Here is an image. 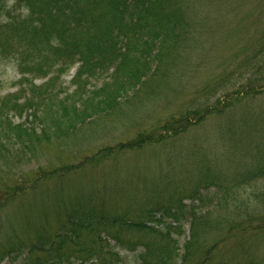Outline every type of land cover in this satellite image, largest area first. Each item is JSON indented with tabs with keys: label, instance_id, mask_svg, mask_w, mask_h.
<instances>
[{
	"label": "trees",
	"instance_id": "obj_1",
	"mask_svg": "<svg viewBox=\"0 0 264 264\" xmlns=\"http://www.w3.org/2000/svg\"><path fill=\"white\" fill-rule=\"evenodd\" d=\"M260 5L264 10V0ZM255 15L256 20L262 18L260 12ZM196 16L209 20L206 11L194 9L189 0H0V69L11 65L20 75L18 90L0 97V176L6 175L3 169L8 165L2 152L13 154L17 162L26 154L33 157L44 148L60 146L61 138L79 131L91 117L112 112L129 92L135 96L145 85L155 86L164 70L178 61L180 45L192 34L190 27L199 26ZM242 51L235 68H242L244 81L230 89L225 75L214 86L221 93L222 104L219 99V105L194 102L190 109L137 133L126 143L101 149L79 166L40 169L29 182L30 187L12 180L0 190L1 196L12 201L51 177L61 179L83 165L174 139L191 124L222 113L229 100L263 93L264 31ZM74 68V89L60 97L63 91L54 93L51 85ZM36 80L43 82L36 85ZM13 117L24 120L14 123ZM30 123L34 124L27 125ZM207 175L201 186L194 182L193 192L217 184L225 193L223 183L215 182L220 181L218 177L209 179ZM259 176H264V164L233 182L238 186ZM262 195L264 200V191ZM186 196L173 191L166 202L150 205L152 201H138L140 213L134 218L124 212L106 213L103 202L96 209L91 202L97 203V197L92 195L81 198L83 201L71 198L66 209L61 204L53 213L58 215L54 217L56 226L59 224L55 230H37L34 238L25 235L23 239L21 235L13 244H4L0 262L6 258L11 262V258L21 256L13 254L25 252L23 264H264V255L243 260L251 249L246 240L256 234L254 231H264V214L244 210H234L231 216L224 214L228 209L222 206L229 196H223L224 200L221 196L225 202L211 209L197 211L198 207L185 204ZM198 201L202 204V197ZM62 209L65 211L60 215ZM186 217L190 219V234L180 244L174 235H182ZM164 219L170 223L160 227ZM215 228L220 232L217 241L205 245L202 238ZM225 237L234 239V244L225 245ZM133 238H138L143 251L133 261L121 258L114 249L135 251L137 242H132ZM109 241L116 246L111 247ZM220 242L223 246L216 249Z\"/></svg>",
	"mask_w": 264,
	"mask_h": 264
},
{
	"label": "rangeland",
	"instance_id": "obj_2",
	"mask_svg": "<svg viewBox=\"0 0 264 264\" xmlns=\"http://www.w3.org/2000/svg\"><path fill=\"white\" fill-rule=\"evenodd\" d=\"M189 4L194 9L206 11L209 20L196 16L199 26L195 24L194 28L190 27L192 36L180 45L178 61L172 62L171 68L164 70L155 86L145 85L135 96L129 92L112 112L91 117L79 131L61 138L60 146L56 144L44 148L41 154L33 157L26 154L17 162L13 154L2 152L8 165L3 169L7 176H0V190H4L12 180L30 187L29 182L40 169L46 171L67 164L79 166L101 149L126 143L137 133L150 130L170 116L190 109L194 102L213 105L219 99L222 104L221 93L215 91L214 86H218L219 79L225 75L230 89L233 84L244 81L240 76L242 68L235 67L240 64L242 50L250 48L261 30L264 31V10L260 0H189ZM259 12L262 18L256 20L255 14ZM74 70L51 85L54 93L61 89L60 97H64L74 89L71 83ZM19 79L20 75L13 66L2 67L0 97L18 90ZM34 83L40 85L42 80ZM209 86L212 87L207 89ZM229 101L225 103L222 113L191 124L174 139L167 138L142 149L123 151L98 163L83 165L61 179L51 177L12 201H5L0 193V249L4 244H13L21 235H24V239L25 235L34 238L37 230L39 233H51L59 225L56 226L54 222V217L58 215L53 213L60 210V205L65 207L71 198L83 201L81 198L88 199L89 195L97 197V203L91 202L96 209L102 207L103 202L106 213L124 212L131 218L140 213L138 201L148 204L152 201L150 205H154L168 199L173 191L177 196L186 194L185 204L198 207L197 211L211 209L219 202H225L223 200L229 196L222 206L228 209L224 214L231 216L234 210H244L261 216L264 214V176L250 178L247 183L238 186L233 181L264 164V92ZM23 120L24 117H13L14 123ZM205 174L209 179L218 177L220 181L215 182L223 183L225 193L217 184L193 192L196 183L200 186L204 184ZM199 196L202 197V204L198 201ZM221 196L222 199L224 196L223 200ZM220 211L223 212L221 208ZM168 222L169 219H164L160 227H165ZM182 223V235H174L180 244L189 237V217ZM216 231L217 228L202 238L205 245L219 237L220 232ZM254 232L256 234L246 240L251 247L249 255L243 258L246 262L264 255V231ZM137 240L133 238L132 242ZM223 242L231 246L234 239L225 237ZM223 242L218 243L216 249L223 246ZM108 244L116 246L113 241ZM215 250L211 254L214 259L217 256ZM114 251L121 258L133 261L143 251V246L137 242L135 251L125 247H117ZM3 254L0 250V256ZM13 255L21 256L11 258L12 263L6 258L0 264L24 263L25 252Z\"/></svg>",
	"mask_w": 264,
	"mask_h": 264
}]
</instances>
